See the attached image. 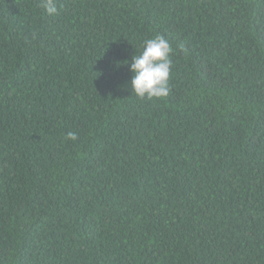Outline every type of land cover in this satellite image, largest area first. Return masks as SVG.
<instances>
[{"label": "trees", "instance_id": "obj_1", "mask_svg": "<svg viewBox=\"0 0 264 264\" xmlns=\"http://www.w3.org/2000/svg\"><path fill=\"white\" fill-rule=\"evenodd\" d=\"M56 2L0 0V264H264V0Z\"/></svg>", "mask_w": 264, "mask_h": 264}, {"label": "clouds", "instance_id": "obj_2", "mask_svg": "<svg viewBox=\"0 0 264 264\" xmlns=\"http://www.w3.org/2000/svg\"><path fill=\"white\" fill-rule=\"evenodd\" d=\"M40 6L49 16L58 13L56 0H40ZM173 48L163 35L157 34L144 41L139 55H133L129 70L132 73L131 93L138 98H163L170 94L171 55ZM66 138L77 140L75 132H68Z\"/></svg>", "mask_w": 264, "mask_h": 264}]
</instances>
